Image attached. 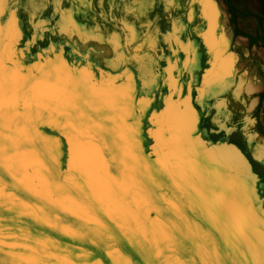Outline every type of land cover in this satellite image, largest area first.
I'll list each match as a JSON object with an SVG mask.
<instances>
[{
    "label": "bare ground",
    "instance_id": "bare-ground-1",
    "mask_svg": "<svg viewBox=\"0 0 264 264\" xmlns=\"http://www.w3.org/2000/svg\"><path fill=\"white\" fill-rule=\"evenodd\" d=\"M175 1V11L182 13L184 3ZM203 1L205 5L197 19L194 11L189 12L190 32L197 34L192 42L181 37L185 26L178 27L173 20L168 23L166 33L158 38L160 26L158 20L154 21L159 13L153 16L150 13L161 1L150 0L148 7V3L145 6L135 0L136 12L134 18L131 17V25L123 21L130 29L129 35L134 34L130 45L123 41L126 45L123 52L136 59L115 71L105 69L115 82L113 90H127L130 81L132 91L125 105L113 106L112 94L104 90H100L91 104L85 103L81 88L67 71L59 72L50 82L45 80L36 90V99L50 115L43 120L33 119L31 135L38 140L35 151L25 148L16 155L0 154V175L6 177L5 183L0 184V261H14V264H129V261L131 264H178V261L231 264L236 259L242 264H260L264 259V224L248 212L249 193L240 178L243 167L249 175L254 173L259 178L257 172H253V162L242 152L241 146L240 150L234 142L212 141L205 130H200L204 116L200 112L206 113L207 94L215 97L217 89L230 79L237 63L246 55L244 41L232 38L227 29V15L219 11L221 4ZM13 13L11 11L8 18ZM8 18L0 35L4 77L17 67L8 63L9 49L16 52L15 46L22 39L17 16L16 31L12 34L6 27ZM138 21H151L153 29L137 43ZM79 24L92 30L85 22ZM123 24L120 31H124ZM76 35L80 39L79 34ZM101 35L104 38L102 32ZM49 46L56 49L55 44ZM158 46L166 48L167 53L162 49L158 53ZM57 48L60 51L51 54L46 49L45 59L40 58L38 50L32 63L27 61L26 51L19 50L16 58L21 72L24 75L31 72L44 79L46 73L55 70V64L50 62H55L58 55L64 58V46ZM68 54L71 62L67 64L73 71L75 66L86 67L81 60L74 59L73 51ZM202 58L204 63L208 61L204 68ZM38 63L42 67L34 68ZM123 67H127V75ZM88 70L100 71L99 68ZM138 80L144 90L145 81H151L148 91H140ZM252 81L255 86L259 80ZM243 82L239 79L236 91L246 90ZM4 84L5 89L11 87L6 80ZM157 94L159 104L154 105ZM3 99L0 144L8 143V136L18 135L13 114L7 109V95ZM220 103L208 104L213 113L212 107H215L212 115L219 117L218 120L224 115ZM184 104L198 117L196 139L191 141L184 138L182 114L174 107ZM100 105H103V119L96 112ZM68 110L77 117L73 122L79 128L91 127L98 134V138L82 137L74 159L68 154V135L63 127L49 126L56 121L64 122L66 117L60 112ZM213 116L210 120H215ZM154 117L157 123H153ZM18 119L23 120V117ZM157 128L167 130L162 132L159 141L153 134ZM220 129H225L224 125ZM207 137L209 139H204ZM48 150L59 153L54 171L49 167L50 158L45 155ZM256 158L261 161L264 154ZM8 169L16 179L7 174ZM260 184L257 180L253 189L257 208Z\"/></svg>",
    "mask_w": 264,
    "mask_h": 264
},
{
    "label": "rangeland",
    "instance_id": "rangeland-1",
    "mask_svg": "<svg viewBox=\"0 0 264 264\" xmlns=\"http://www.w3.org/2000/svg\"><path fill=\"white\" fill-rule=\"evenodd\" d=\"M124 1L127 3V5L131 6L133 11H128L127 8H125L120 11V16L122 17L123 21L131 25V17L134 18V14L136 12L135 0ZM139 1L140 3H144L146 6L150 0ZM159 1H161V3L154 5L153 10H151L150 13L152 16L155 15V13H159L158 19L154 21L156 22L158 20L160 26L158 38L166 33L168 23L173 20L178 27L183 24V26L186 28L181 33V37L185 40H190L193 42L196 38H194V34L190 32V26L192 24H189L188 21V16L190 14L189 12L190 10L194 11L193 16L195 19H197L199 10L205 5V2L203 0H197L192 3L189 0H181L185 5V9L181 13L175 11V0ZM170 1H172V4L168 5ZM76 2L77 0H47V7L43 8L40 12L35 13L33 17L32 11H28V8H30V0H8L5 2L7 7L4 9V15L0 16V35L3 32L9 13L14 11L17 16L19 29L22 31V39L19 41L17 49L26 51L28 58H32L38 50L43 49V51H45L50 44H55L56 46L63 45L66 54L70 53L74 46L80 50L81 48L85 47V44L78 38V36L66 34L60 29V26L64 21V11H67L71 15L72 21H76V24L82 23V20L86 21V17L89 13L85 11L83 6L73 9V4ZM211 2H217L223 7V10L222 7H219V11H224L227 15V29L229 30L230 34H232V38L241 39L244 41L243 43L246 47V55H244V57L238 62L240 64L237 63L238 67L234 69L233 75L230 77V79L224 82L223 85L217 89L216 96L214 97L213 95L210 96L207 94L205 98L207 101L205 105L206 113L202 111V115L204 116L201 123L202 125L200 127L202 130L206 131L207 136L212 141H230L231 143L234 142L233 144L237 145L239 148L241 146L242 151L246 153L252 160L255 172H257L261 178L260 191L262 194H264V162H262L264 159H262L260 162L255 160L258 155L264 154V0H211ZM58 3L61 7V11L59 12L56 11V6ZM149 5L150 4L148 3V7ZM42 23H44V25L41 28ZM85 23L87 28L93 27L92 24L87 22ZM136 23H138L136 38V42L138 43L142 41L144 37H147V35L150 33V30L153 28L150 25L152 24L151 21H143L140 23L138 21ZM36 25H40V27L37 28ZM177 26H175V28H177ZM200 28L202 31L203 28ZM109 29H111L114 34H119V32L116 31L114 25H108L102 31L104 34L103 39L105 41H108L111 38L109 35ZM41 30H43L42 33L40 32ZM37 35H39V39L35 38ZM30 37L32 38L31 44L29 43ZM93 43L97 42H88L89 45H92ZM160 49L167 53L165 51L166 48L160 46L157 47L158 53L160 52ZM125 54L126 56L130 57L129 53ZM202 61L203 63H201V65L204 68L208 61L204 63L205 61L203 58ZM116 69L110 71H115ZM134 73L138 76L137 71ZM200 73L201 72H199V74ZM260 74L262 76H260ZM239 79L244 81L242 84L244 87H246V90L242 89L236 91V85L238 84ZM252 79H255L256 81L259 80L255 86ZM138 81L140 91L145 93L146 90H144L140 80ZM260 81L263 84H261ZM160 90L162 92L163 89L159 88L158 91L160 92ZM183 93H186V89L183 91ZM260 97L262 98L260 99ZM219 103L223 104L224 115H220V119L218 120L219 117H216V115L213 116L215 113V107H212V109L214 108L213 113V111L210 110L208 104L215 106ZM158 104L159 100L157 94L154 105ZM250 108H252V110L254 108L255 111H252ZM208 114L213 116V119L215 120H210L212 118H209L211 116ZM221 125H224L225 129L221 130ZM145 128L147 129L146 126ZM226 130H231V133L226 134ZM208 137L206 139H209Z\"/></svg>",
    "mask_w": 264,
    "mask_h": 264
},
{
    "label": "snow or ice",
    "instance_id": "snow-or-ice-1",
    "mask_svg": "<svg viewBox=\"0 0 264 264\" xmlns=\"http://www.w3.org/2000/svg\"><path fill=\"white\" fill-rule=\"evenodd\" d=\"M85 9L88 14L86 21L93 25L92 30L88 31L82 28L81 24H76L72 22L71 15L64 11V22L61 27V31L76 35L79 34L80 40L85 44L84 48L77 50L74 46L72 51L74 54V59H79L85 63V68H80L76 66V70L73 71L72 67H69L67 62L64 60L63 55H58L55 62H50L55 64V70L49 71L45 74V78L42 79L40 76L34 75L31 72L28 75H24L19 68V61L17 60V53L10 47L8 63L16 65L17 67L11 69L7 75L4 77L2 74L3 63H0V113H3L5 108L4 96L7 95L8 103L7 109L12 113V120L16 125L17 136H8L6 139L8 143L0 144V154H11L16 155L22 149H27L30 152L35 151V145L38 143L36 137L31 135V126L33 119L43 120L46 116L50 115L48 109H46L42 102L36 99L35 92L45 83V80L51 81L54 76H57L61 71H67L81 88V96L85 98V103L91 104L100 90L110 92L112 94L111 104L114 105H125L130 94H131V83L129 81L127 90L119 89L113 90L114 80L109 74V71L105 69L113 70L120 68L124 65L130 63L131 60L136 59L134 57L126 56L123 49L126 47L123 41H127V44H131L133 35H129L130 29L127 24H123L122 17L120 16V11L127 8L128 11H133L130 5H127L124 0H77L73 4V9L81 7ZM7 7L5 0H0V16L4 15V9ZM29 7L32 9L33 17L35 13L40 12L43 8L47 7V0H30ZM143 7V5H141ZM56 11H61L60 4L56 6ZM16 13L8 18L7 29L10 34L16 31L15 24ZM123 24L124 31H120V27ZM108 25H114L116 31L119 34H114L111 29H109L110 40L105 41L101 32ZM37 28L40 25H36ZM39 39V35L35 37ZM97 42L89 45L88 42ZM16 42V37H13V44ZM32 38L30 37L29 43L31 44ZM179 43V41H177ZM53 51L59 52L60 49H53L51 46L48 48L49 54ZM38 55L43 59L44 51L43 49L38 51ZM94 61V62H92ZM187 62H185V67H187ZM34 68L42 67L41 64L33 66ZM99 68L100 71H89L88 69ZM123 73L127 75V67H123ZM171 69H169V79L171 80ZM5 80L11 85L10 88L5 89ZM175 84V81H172ZM151 81H145V89L148 90ZM176 90H179V85L176 84ZM75 107V106H74ZM103 105L96 108V112L100 114V118L103 119V113L101 111ZM178 107L182 114L183 126L182 133L185 139L191 141L195 140L194 135L196 131V125L198 123V117L196 112L187 104L174 106ZM143 111V108H141ZM61 116L66 117L64 122L56 121L55 125L50 124L49 126H61L65 130V134L68 135L69 142V156L73 159L79 149V145L83 136L88 135L93 138H98V134L94 133L89 127L87 130L79 128L73 121L75 118L71 110L60 112ZM23 117V120L18 119ZM153 123H157L156 117L153 118ZM166 129L157 128L153 133L157 140H160L161 134ZM58 143V142H57ZM47 138L44 140V146L47 149ZM50 158L49 167L51 170H55L59 163V153H53L48 150L45 152ZM264 162V161H262ZM71 164V160H70ZM7 174L11 175L13 179H16L15 174L11 172L10 169L7 170ZM240 178L243 181L249 196L246 201L247 210L254 218L260 220L261 224H264V200L259 201V207H256V198L253 195V189L257 185V177L255 175H249L247 168H241ZM6 177L0 175V184H4ZM151 194V193H149ZM264 235V233H262ZM9 255H12L9 253ZM0 264H14V261L2 260ZM99 264V262H97ZM129 264L131 262L129 261ZM178 264H183L179 262ZM231 264H242V261L234 259ZM260 264H264V259L260 261Z\"/></svg>",
    "mask_w": 264,
    "mask_h": 264
},
{
    "label": "water",
    "instance_id": "water-1",
    "mask_svg": "<svg viewBox=\"0 0 264 264\" xmlns=\"http://www.w3.org/2000/svg\"><path fill=\"white\" fill-rule=\"evenodd\" d=\"M0 44H1V43H0ZM18 44H19V42H18V43L16 44V46H15V50H16L17 56H18V54H19V50L17 49V45H18ZM56 48H57V46H56ZM47 50H48V49H47ZM24 52H25V51H24ZM64 52H65V51H64ZM53 54H54V53H53ZM34 56H35V55H34ZM34 56H33L32 58L27 59V61H31L30 63L34 62L35 59H36ZM26 57H27V56H26ZM45 58H46V55L43 56V59H45ZM64 59L67 61V63H70V62H71V61H70V55H68V54H66V53H64ZM75 67H76V66H75ZM94 71H95V70H94ZM201 113H202V112H200V114H201ZM200 130H201V127H200ZM226 131H227V130H226ZM226 131H225V132H226ZM226 133H229V134H230V133H231V130H228V132H226ZM143 138L145 139L146 142H149L145 135H144ZM204 139H206V138H204ZM217 142H218V141H217ZM144 149H145V148H144ZM239 149H240V148H239ZM240 150H241V149H240ZM242 152H243V151H242ZM243 153H244V152H243ZM256 161H257V162H260V160L257 159V158H256ZM253 172H255L254 168H253ZM253 175H255V174L253 173ZM257 180H258V182H261V178H260V177H259ZM257 191H258V193H257L258 195H257V196L259 197L258 201L263 200V199H264V196H262V193H261L260 189L258 188Z\"/></svg>",
    "mask_w": 264,
    "mask_h": 264
},
{
    "label": "crops",
    "instance_id": "crops-1",
    "mask_svg": "<svg viewBox=\"0 0 264 264\" xmlns=\"http://www.w3.org/2000/svg\"><path fill=\"white\" fill-rule=\"evenodd\" d=\"M200 33H201V31H200ZM194 34V38H197V34H196V32L195 33H193ZM245 38V37H244Z\"/></svg>",
    "mask_w": 264,
    "mask_h": 264
}]
</instances>
